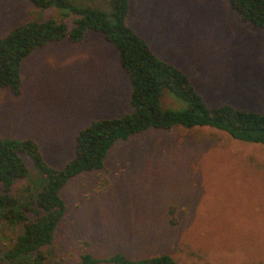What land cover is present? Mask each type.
<instances>
[{
    "label": "rangeland",
    "instance_id": "374dc122",
    "mask_svg": "<svg viewBox=\"0 0 264 264\" xmlns=\"http://www.w3.org/2000/svg\"><path fill=\"white\" fill-rule=\"evenodd\" d=\"M73 2L108 9L103 0ZM37 18L67 20L30 0H0V36ZM126 24L188 74L208 107L264 114V30L242 23L227 0H130ZM21 77V95L0 89V137L36 142L57 170L75 156L81 130L133 111L119 53L94 30L78 44L66 39L36 51ZM165 100L164 108L188 107L170 94ZM25 163L21 199L45 182L30 158ZM62 197L68 212L49 264H78L83 253L264 264V145L223 131L176 127L132 136L110 151L104 171L71 179Z\"/></svg>",
    "mask_w": 264,
    "mask_h": 264
},
{
    "label": "trees",
    "instance_id": "16d2710c",
    "mask_svg": "<svg viewBox=\"0 0 264 264\" xmlns=\"http://www.w3.org/2000/svg\"><path fill=\"white\" fill-rule=\"evenodd\" d=\"M30 1L44 11H63L67 20L37 18L0 36V89L21 95L22 67L28 57L66 39L78 44L88 30H94L119 53L131 82L133 111L120 118L94 121L81 130L76 137L75 156L62 170L45 162L36 142L0 137V264H49L47 251L68 212L63 188L84 173L104 171L110 151L132 136L152 129L208 127L240 142L264 145V114L230 104L208 107L188 74L160 59L147 41L126 24L130 0H103L108 9L79 5L73 0ZM227 1L242 23L264 30V0ZM167 94L186 103L187 109L164 108ZM25 157L30 158L45 182L33 193L27 188L29 195L21 199L25 188L18 189L17 183L30 174ZM78 264L180 263L170 255L132 259L123 253L106 258L83 253Z\"/></svg>",
    "mask_w": 264,
    "mask_h": 264
}]
</instances>
